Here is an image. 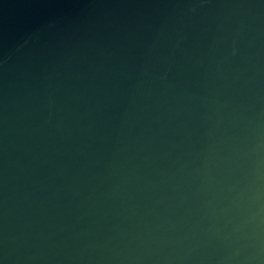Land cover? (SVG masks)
Returning <instances> with one entry per match:
<instances>
[{
    "label": "water",
    "instance_id": "1",
    "mask_svg": "<svg viewBox=\"0 0 264 264\" xmlns=\"http://www.w3.org/2000/svg\"><path fill=\"white\" fill-rule=\"evenodd\" d=\"M0 264H264V0H0Z\"/></svg>",
    "mask_w": 264,
    "mask_h": 264
}]
</instances>
